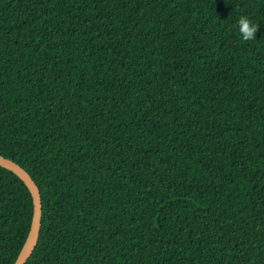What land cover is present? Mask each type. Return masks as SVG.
<instances>
[{
  "label": "trees",
  "instance_id": "trees-1",
  "mask_svg": "<svg viewBox=\"0 0 264 264\" xmlns=\"http://www.w3.org/2000/svg\"><path fill=\"white\" fill-rule=\"evenodd\" d=\"M0 155L26 264H264V0H0Z\"/></svg>",
  "mask_w": 264,
  "mask_h": 264
},
{
  "label": "water",
  "instance_id": "water-1",
  "mask_svg": "<svg viewBox=\"0 0 264 264\" xmlns=\"http://www.w3.org/2000/svg\"><path fill=\"white\" fill-rule=\"evenodd\" d=\"M0 166L15 174L29 190L33 202V214L29 232L13 264H26L38 242L42 205L40 192L30 175L11 159L0 155Z\"/></svg>",
  "mask_w": 264,
  "mask_h": 264
},
{
  "label": "clouds",
  "instance_id": "clouds-1",
  "mask_svg": "<svg viewBox=\"0 0 264 264\" xmlns=\"http://www.w3.org/2000/svg\"><path fill=\"white\" fill-rule=\"evenodd\" d=\"M237 26L242 40L248 41L256 38L255 33L257 32V25L248 17L241 16L237 21Z\"/></svg>",
  "mask_w": 264,
  "mask_h": 264
}]
</instances>
